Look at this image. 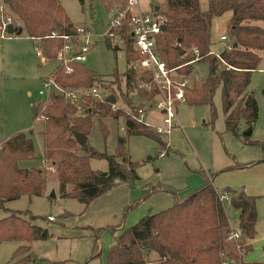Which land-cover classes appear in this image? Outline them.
Masks as SVG:
<instances>
[{
  "label": "trees",
  "instance_id": "obj_1",
  "mask_svg": "<svg viewBox=\"0 0 264 264\" xmlns=\"http://www.w3.org/2000/svg\"><path fill=\"white\" fill-rule=\"evenodd\" d=\"M115 1L120 0H100L106 10ZM2 2L17 24L15 27L20 28L19 34L43 37L53 28L59 33H73L75 30V25L58 0ZM226 10L230 12L224 34L226 39L222 47L213 50L210 48L209 33L211 19ZM156 12L161 16L163 25L155 37L156 50L166 69H171L175 76L189 77L194 63L206 65L204 77L182 88L183 101L189 105L208 104L213 113L212 94L219 86L225 130L237 134L241 121L245 129L250 128L256 117L257 105L246 86L250 72L258 66L264 52V27L254 23V20L264 18V0H206L203 8L199 0H163ZM114 30L121 40L118 42L123 48L126 63L122 77L117 74L123 79L124 87L120 91L127 108L112 109L109 102L98 101L85 92L94 83L106 87L108 83H115L116 79H108L105 83L101 76L75 61L70 63L71 70L68 72L58 64L52 71L54 79L63 87H84L80 92L81 103L78 107L64 101L60 95L49 96L42 109L44 118L38 131L42 152L35 164H21L36 157L29 135L18 131L2 141L0 207L5 200L22 194L40 195L50 182L56 184L60 196L75 197L86 206L92 198L110 187L139 178L135 170L137 162L131 160L124 150L125 137L131 134L152 136L159 152H166L163 147L165 141L159 138V133L138 118L140 103L124 100L132 90L150 99L158 88L151 72L140 68L137 72L133 64L128 63L136 57V52L131 47L125 25ZM12 33H16L15 30ZM103 40L113 49L118 47L119 43H112L107 36ZM42 41V54L45 57L55 56L60 38L45 37ZM176 46L183 52L178 53ZM194 58V62H190ZM40 102H31L32 113L38 110ZM94 112H100L97 116L109 114L121 117L124 135L116 136L114 153L97 151L87 142ZM101 128L105 133L103 124ZM78 136H85L83 144L78 143ZM90 157L104 158L106 168H92ZM40 159L48 162L51 169L42 167ZM243 165L238 163L235 167ZM144 186L146 191L124 205L123 213L152 191L167 190L162 185L155 187L145 183ZM221 195L226 197L221 198ZM172 196L168 206L143 214L128 226L116 228L115 224L108 225L112 242L105 252V264H143L146 260L152 264H220L224 259L239 263L240 255L251 247L246 239L255 234L256 195L246 193L242 187L217 188L211 178H206L186 193L179 196L173 193ZM228 208L236 212L239 237L235 241L229 236L232 227L228 221ZM101 228H92V256L99 254L97 232ZM49 236L46 227L33 223L21 211L11 209L0 216V240H34ZM10 258L6 264H29L34 255L27 243H21L14 248ZM255 264H264V261Z\"/></svg>",
  "mask_w": 264,
  "mask_h": 264
},
{
  "label": "rangeland",
  "instance_id": "obj_2",
  "mask_svg": "<svg viewBox=\"0 0 264 264\" xmlns=\"http://www.w3.org/2000/svg\"><path fill=\"white\" fill-rule=\"evenodd\" d=\"M58 1L74 25L85 26L90 32L98 35L94 39L96 42L84 53L85 59L78 63L91 70L95 75L101 76L105 83L108 82V79H116L115 83H108L106 88L98 83H94V85H98L101 94L108 90L113 92L115 101L113 102L114 106L110 105V108L126 109L127 105L123 102V95L120 91L124 87L123 79H120L117 74L118 72L122 77L121 73L126 66L123 48L120 43L115 49L107 46L100 36L107 27L110 13L106 11L100 0H83L82 3L78 0ZM149 3L161 7L163 0H139L142 10H149ZM199 3L203 8L206 0H199ZM229 14V10H226L212 17L209 33L210 38L215 39V42L210 47L211 49L220 47L224 43L223 40L226 39V36L219 42L216 39L220 32L225 33ZM261 19L257 20V24H264V19ZM1 39L0 139L4 140L13 132L22 130L32 139L36 157L31 160L36 163L37 156L41 154L42 149L41 136L38 133L42 120L37 124H32L33 113L30 102L44 101L45 94L37 92L41 87V76L51 74L59 61L55 56L47 57L45 61L39 60L33 52L32 41L27 37H3ZM117 39V37L114 38L116 42H118ZM41 44L43 45V43ZM136 58L137 56L130 59L128 63L133 64V67L139 72ZM188 76V86L192 84L193 80H199L201 77L196 67ZM159 81V83H165L162 78H159ZM74 88L81 89L80 91L84 90V87ZM173 89L175 90V87ZM246 90L251 92L257 105V113L251 123L250 134L246 133L248 129L244 128L242 121L238 125L237 134L225 130L220 89L217 86L212 94L213 113H211L208 104L189 105L184 101L174 100L177 124L167 133L158 134L161 140L166 141L163 144L166 149L165 153L160 154L159 146L152 136L143 134L126 136L124 150L131 160L137 162L135 170L139 176V178L130 181V188L136 190L141 185L143 193L146 191L145 183L162 185L167 188L164 190L166 195L173 197V193L176 196L184 194L203 183L206 178H211L212 183L218 188L240 187L238 182L240 175L236 172L235 165L245 161L264 159L263 54L258 66L250 72ZM161 94H154L149 99L138 95L136 90H132L127 93L124 100L140 103L141 107H148L147 102H151L149 107L152 106L141 113L140 119L153 127L161 123V114L153 102L159 99ZM42 105L43 102L42 104L40 102L37 111L41 109ZM98 113L100 112H94L91 117L87 142L97 151L114 153L116 136L124 135L123 122L120 116L114 117L109 114L97 116ZM101 124L105 126V133L102 131ZM26 161H22L21 164L28 165ZM89 162L92 168L99 170H104L107 166L104 158L90 157ZM214 171L217 172L214 173ZM51 190H53V195L50 194ZM76 199L75 197L60 196L57 187L53 184L40 195L22 194L16 198L5 200L0 207V216L8 213L11 209L21 211L33 223L46 227L50 236L34 240H0V264H6L11 259L14 248L21 243H27L34 255L29 264H105V252L112 239L111 229L108 228L109 224L105 225L104 223L98 226L102 227L97 232L99 254L92 256L91 247L94 240L92 229L89 228L85 235L84 233L79 234V229L76 234L70 233L71 231L68 230L74 226V219L79 211L80 202ZM134 208L128 209L126 213H123L122 210L120 214L115 212V217L124 223V227L137 220L138 217H131L136 210ZM227 212L230 224L234 226L236 218L233 215V209L228 208ZM256 214L257 222L264 220V204H260V206L257 204ZM47 215H51L52 218L47 219ZM115 226L118 227V225ZM250 254L258 256L264 254V251L252 250Z\"/></svg>",
  "mask_w": 264,
  "mask_h": 264
},
{
  "label": "built area",
  "instance_id": "obj_3",
  "mask_svg": "<svg viewBox=\"0 0 264 264\" xmlns=\"http://www.w3.org/2000/svg\"><path fill=\"white\" fill-rule=\"evenodd\" d=\"M152 2V1H151ZM149 10H142L139 5V0H120L115 1L107 11L110 13V18L107 23L105 31L100 35L104 39L105 36L111 39L114 43V38H118V34L115 32V28L121 25H125L126 32L130 37L131 47L136 52V66L141 69H146L151 72L153 81L156 83L158 91L156 94L162 93L159 99L155 102V107L161 114V123L154 125V129L158 133H167L170 128L177 124L175 114L174 100L183 101L182 88L188 83L187 76H174L171 73V69H166L165 64L157 53L155 37L160 33L162 18L154 10L153 3H149ZM17 25L11 14L7 12L5 5L0 0V39L8 37L12 32L6 30L7 25ZM33 41L32 48L36 54L41 55V43L43 38L58 37L61 40L60 46L55 50V57L59 61V65L62 66L65 72L71 70V62H79L85 59V52L94 44L95 37L98 35L93 34L85 26L76 25L73 33H59L56 29H51L43 37L30 36ZM114 37V38H113ZM220 39H224L225 35L219 36ZM119 42L121 40L117 39ZM117 42V43H119ZM195 51V49H193ZM191 59L190 62H194ZM196 67V63H194ZM196 69H198L196 67ZM200 72V71H199ZM159 78H162L165 83H159ZM175 87V90L173 89ZM38 94H45L43 105L39 111L33 113L32 124H37L44 118L42 108L46 105L51 94L60 95L64 101L72 103L79 107L81 103V91L68 87H63L56 82L53 73L44 75L41 78V87L37 90ZM91 97L96 100H104V97L108 94L100 93L98 85H90L85 91ZM114 106V103L110 104ZM144 111L143 107H138V118L140 119L141 113ZM0 139V145L2 143ZM162 152H160L161 154ZM40 165L45 169H51V166L44 159H40ZM226 196L221 195V198ZM48 219H51V215H47ZM229 236L235 241L239 237V230L231 228ZM143 264H152L150 260H146ZM220 264H238V262H229L224 259Z\"/></svg>",
  "mask_w": 264,
  "mask_h": 264
},
{
  "label": "crops",
  "instance_id": "obj_4",
  "mask_svg": "<svg viewBox=\"0 0 264 264\" xmlns=\"http://www.w3.org/2000/svg\"><path fill=\"white\" fill-rule=\"evenodd\" d=\"M263 19L264 18H262L261 20H263ZM257 20H254V23L257 24V22H258ZM210 25H211V23H210ZM260 26L264 27V24H261ZM225 32H226V28H225ZM222 34H225V33L220 32L218 34V37L216 39V40H218V42L220 40H222L219 38V36ZM19 36L27 37L32 41V38L29 35H25V34H21V33L20 34L19 33H12L8 37H14L15 38V37H19ZM211 42H212V44H211V46H212L213 43L215 42V39L214 40L211 39ZM223 44L224 43H222V45L220 47H222ZM32 45H33V41H32ZM220 47L213 48V49L216 50ZM33 52L35 53L34 50H33ZM262 54L264 55V52ZM36 55L39 58V60H41V61H45L47 58L43 54H41V55L36 54ZM42 77L43 76H41V78ZM111 92H112L111 90L107 91L108 94H110ZM114 97H115V95H114ZM114 101H115V99H114ZM150 103L151 102H147L148 107L143 106L144 110L149 109L152 106L151 105L149 107ZM109 104H111V103H109ZM175 108H176V104H175ZM175 112H176V110H175ZM122 129H123V127H122ZM19 131H22V130H19ZM250 131H251L250 128H248V134H250ZM16 132H18V131H16ZM13 133H15V132H13ZM41 152H42V149H41ZM39 155H41V154H39ZM26 162L28 164L34 163L33 160H27ZM241 163H244V165L242 167H235V170H237L236 172H238L240 175V179L238 180V182L240 183V187H242L246 193L256 195L255 207H257V204L259 206H260V204L263 205L264 204V159H257L255 161H245V162H241ZM129 183H130V181L125 182V183H120V184H117V185L110 187L109 189H107L106 191L101 193L100 195L92 198L86 204V206H83V203L80 202L78 199H76L78 202H80V205H78L79 211L77 210L78 214H76L77 217H76V219H74V226H72L70 229H68L69 231H71L70 233L76 234L77 230L79 229L80 231L78 233L79 234L84 233V235H85V233H88L87 231L89 228L92 229L94 227L101 226L104 223H105V225H107V224L118 225V227H116V228L124 227V223H122V221L120 219L118 220L117 217H115V212L117 214H120L124 205L129 204L134 199H136L137 197H140L144 193V192L142 193L143 187L141 185L139 186V188H137L135 190V189L130 188ZM53 184H54L53 182L47 183L45 186V189L48 188L49 186H53ZM54 186L56 187V184H54ZM153 186L157 187V185H153ZM145 188H147V187H145ZM45 189H44V191H45ZM257 200H260V201L257 202ZM171 201H172V197L171 196L168 197L166 195V193L164 192V190H161V189L154 190L150 194H148L146 197L141 198L138 202H136L134 204L135 208H134V206H133V208L136 210L134 211V213H132L131 217L132 218H134V217L139 218L143 214L157 211L161 208L168 206L171 203ZM134 209H132V210H134ZM233 215L236 218V212L234 210H233ZM228 221H229V214H228ZM229 223H230V221H229ZM236 223H237V220H236ZM236 223L234 226H231V227L236 229L237 228ZM259 223H260V225H259ZM254 227H255L254 236L249 238V239H246V243L250 244L251 247H250V249H248L247 251L243 252L240 255V261L238 264H255L256 262H263L264 261V257H263L264 254H259L258 256H252L250 254L252 250L264 251V247H263V245H264V220L261 222H257V219H256ZM73 228H75V229H73ZM111 242H112V239H111ZM54 261H56V260H54Z\"/></svg>",
  "mask_w": 264,
  "mask_h": 264
},
{
  "label": "water",
  "instance_id": "obj_5",
  "mask_svg": "<svg viewBox=\"0 0 264 264\" xmlns=\"http://www.w3.org/2000/svg\"><path fill=\"white\" fill-rule=\"evenodd\" d=\"M157 8H158L157 5H155V6H154V10H157ZM161 27H163L162 24H161ZM6 30H7L8 32H12V31H14V30H15L16 33L20 32V28L15 27V26H13V25H11V24H8V25H7ZM176 49L178 50V53H182V52H183L182 49H181L179 46H176ZM196 67H197L198 70L200 71V76H201V77H204L205 74H206V65L203 64V63H196ZM114 99H115V97H114V94H112V93H110V94H108V95H106V96L104 97V100H105L106 102H109V103H113V102H114ZM246 133H248V131H247ZM77 141H78L79 144H83L84 141H85V136H78V137H77ZM50 194L53 195V190H51Z\"/></svg>",
  "mask_w": 264,
  "mask_h": 264
}]
</instances>
